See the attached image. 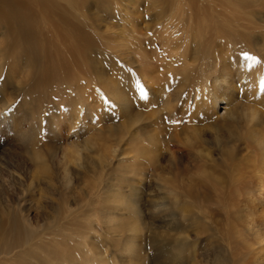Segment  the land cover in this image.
Here are the masks:
<instances>
[{
    "label": "rangeland",
    "instance_id": "1",
    "mask_svg": "<svg viewBox=\"0 0 264 264\" xmlns=\"http://www.w3.org/2000/svg\"><path fill=\"white\" fill-rule=\"evenodd\" d=\"M68 2L54 0V7L60 6L68 14L66 19L56 13L46 18L42 7L30 6L38 14L35 36L39 41L34 37L25 39L37 40L43 49V58L40 53L41 58L35 65H29L24 54L39 55L36 50L26 48L25 51L22 49L24 54L15 52L18 51L17 45L25 41L24 38L13 39L24 31L23 25L10 28L5 22H0V216L5 217L4 213L9 210L16 211L32 229L35 227L34 242L43 240L45 246L53 247H62L64 243V261L69 264H184L183 255L186 253L182 251L181 242L185 206L181 192L185 177L182 167L186 160L184 147H212L219 166L223 165L226 157L223 153L225 148L218 147H264L258 145L252 131L244 127L243 119L246 107L258 109L264 119V27L260 21H264V0H241L237 4L240 12L238 22L230 20L232 0H73V7ZM191 6L199 9L203 17L228 20L227 24H240L247 28L250 36L247 53L259 67L262 80L259 79V91L256 84H247L245 78L241 86L226 93L227 100L217 101L215 110L204 112L195 108L188 95L191 93L192 99L197 92L189 93L190 88H195L198 83L207 85L204 73L214 64L218 70L226 63V58L212 57L216 51L224 50L217 45H206L199 51L193 65H190L193 72L190 79L167 81L161 75L160 80L156 79L147 89L146 82L140 80V74L124 60L131 53H127L130 50L127 47H123L124 52H121L122 39L132 38L131 31L135 26L146 32L143 40L147 39L144 48L149 49L148 52H152V44L162 52L160 33L166 32L165 28L175 30L176 22L173 21L178 16H191ZM196 19L200 20V17ZM249 22L250 25L247 24ZM121 31L125 32L122 34ZM11 33H14L13 37ZM150 36L153 43L148 41ZM179 36L185 34L179 31ZM77 42H86L90 47L73 53L71 46ZM239 54L243 56L240 51ZM231 59L235 62L232 67L226 64L230 72L240 65L243 58L233 56ZM52 65L60 70L54 74V79L49 83L30 84L36 72ZM133 77L141 82L144 93L140 98H134L130 88ZM122 90L129 98L128 106H121L123 104L119 102ZM203 92L206 93L207 89ZM153 93L160 98L154 99ZM220 94V91L216 92L217 96ZM175 95L179 96L175 98L174 105L166 106L165 99L173 100ZM204 95L200 94L209 102L211 98ZM187 98L189 101L186 103ZM225 108L228 109L227 115L220 118L219 114ZM233 119L237 122L231 123ZM255 128L264 137V121ZM152 130L161 136L162 152L151 163L144 160L138 167L141 170L139 174L137 170L133 173L135 166L131 161L123 162L121 158L128 159L134 150L141 148L135 147L136 144H143ZM200 133L204 139L202 144L198 138ZM188 135L190 141L186 140ZM167 149L172 155L166 152ZM176 192L181 193L178 195ZM130 205L137 210L132 211ZM190 208L191 211L196 210L192 206ZM119 220L121 232L116 234L118 239L130 228L135 226L137 229V251L133 248V253L123 255V246L117 244L112 235L115 233V221ZM190 238L193 239V235ZM83 240L88 242L89 249L83 246ZM214 241L219 247L221 242L217 237ZM200 244L199 247H203L204 244ZM14 249L8 255L0 250V264L35 263L36 258ZM209 257L210 261L203 262L214 264V257Z\"/></svg>",
    "mask_w": 264,
    "mask_h": 264
},
{
    "label": "bare ground",
    "instance_id": "2",
    "mask_svg": "<svg viewBox=\"0 0 264 264\" xmlns=\"http://www.w3.org/2000/svg\"><path fill=\"white\" fill-rule=\"evenodd\" d=\"M68 1H69L68 3L72 5V7L75 5L73 0H68ZM234 1L235 0H232L233 13L230 15L231 17L230 20L234 19L235 21H237L238 19L237 16H239L240 14L239 7L237 4H239L241 0L238 1L237 3H234ZM32 4L42 7L43 11H46V13L44 14L46 18L50 15L54 16V13H56L57 16L63 19L68 18V14L67 13L65 14L66 11H64L62 7L60 6L54 7L55 6L54 0H0V22L2 23L5 22L6 24L9 25L10 28H12V26L15 25H23V27L25 28L24 31L21 32V34H19V36L15 35L16 38L14 37L13 38L14 40L21 38L24 39L33 38V37L37 38V36L35 35L38 32L36 27V16H38V14L36 13L37 11L35 12L31 9L30 6ZM191 7H190V12L192 11V13H190L192 14L191 16L188 17L178 16L177 20L173 21L176 22L175 24L176 27L174 28L175 30H169L170 28H165L164 30L166 32L160 33L161 40L163 39V41L161 42L162 44L161 46L163 47L162 52H159L155 48L154 44H152L151 46L152 52H148L149 49L146 50L144 48V46L147 45L145 42V40L147 39L144 38L143 40V37L146 32L141 31V28L138 29L135 28V26L131 31L133 35L130 34L132 38L130 37L131 39L130 38L127 39L128 37L126 38L124 37V39H122L121 41L122 48L123 47L130 48V50L128 49L129 51H127V49L126 51L127 53L128 52L131 53L130 55L125 53L124 55H129V57L128 56L127 58L125 57L124 60H126L127 63L132 64L133 71H135L136 73L138 72L140 74V80H142L144 83L146 82V86H148L147 89H149V85L152 82H154L156 79L160 80L161 75H163L164 79H167V81L174 78L175 79L180 78L181 80L183 78L185 80L190 79L191 76L193 75L192 68L190 67V65H193L195 57L198 56L199 51H201L202 48L205 49L206 45L208 47H213L217 45L219 46V48H222L224 50L222 52L219 50L216 51L215 55L212 57L226 58V63L223 64V66H221L220 68H218V70H215L217 65L214 64V62H212V65L213 64L214 65L210 68V70H208V72L204 70L207 72L204 73V79L207 85L203 86L202 83H198L195 88H190L189 93L194 90L195 92H197L195 93L196 95H193L192 99L190 96L191 93L190 94L188 93L189 94L188 97L190 98V101L192 100L194 102L195 108L197 109L201 108V110H203L204 112L208 111L209 109L215 110L216 108L215 105L217 101L219 99L227 100L226 93L229 94L231 93V91H234L238 86H241L242 82L244 81L243 79L245 78H247L246 80H248L247 84L249 83L256 84L257 91H259L258 88L259 79H260L258 73L259 67L256 66V62L253 59H245V54L249 56V54L247 53L248 50L247 44H249L248 42L250 36L248 33L249 31L246 30L247 28L245 29L244 25H240V24H237V26L227 24L229 23L228 20L222 21L219 20L218 18L210 17V16L203 17L202 13L198 12L199 9H197L195 6H193L192 8ZM196 17H200V20H197ZM260 21L263 23V27H264V21L261 19ZM251 22L247 24L250 25ZM8 30L10 29L8 28ZM179 31L181 32V34H185V36H179ZM124 32L121 31L122 34ZM12 35H14V33L13 34L11 33V36ZM29 35H33V36L29 37ZM26 39L25 41L23 40L24 42H22L21 45L19 44L17 45L18 48L15 47L18 49V51L15 52H17L16 54L23 53L22 49L23 51H25L26 48L29 50L32 49L36 50L39 55L29 56L28 54L23 53L24 57L28 61V64L35 65L37 61H39L41 58L40 53L42 54V58H43V49L37 44L39 41L38 38H37L38 41L37 40L30 41ZM148 41H151V43L154 42L153 38L149 39ZM13 43H17V42H13ZM192 44H194V46H192ZM88 47H90V45H88L86 42L80 44L77 42V44H73L71 46V50L74 53L77 51L85 50ZM122 48H121V52L123 53L124 48L123 49ZM154 49L156 50V52L154 51ZM237 50L242 52L243 56H241L239 54V51ZM238 54L240 56H238ZM231 56L232 57L235 56L236 58L241 57L245 59V60L242 59L241 62H239L240 65L236 67L235 70L232 72H230L231 70H229V67L226 66V64L230 65L231 67L233 65L234 61H231L232 60ZM249 57L253 58L252 56ZM133 64H135V66ZM175 65H178V68L175 67ZM58 68L59 67H54V65H52L50 67L48 66L44 68L40 72L39 71L36 72L33 75V78L30 80V84L36 85L46 82L49 83L50 80L54 79V74H57L58 71H60ZM167 74L169 75L172 74V76L168 77ZM131 79L132 82L130 83V88L133 92L134 98H140L142 96L141 82L140 83L138 82L137 77H133ZM263 79L264 78H262V80ZM235 81L241 84L236 85ZM206 86H207L206 88L207 92L204 93L203 91L206 90L205 89ZM196 88L198 89L196 90ZM124 90L120 91L119 93L120 96L119 102L120 101L122 102L123 105L121 106H128L129 98L127 96L126 91ZM217 91H220L221 93L220 96L216 95ZM156 93L155 94L153 93L154 96L153 98L154 99L157 98L156 100H158V97L160 98V95ZM175 93L177 94L176 91ZM200 94L201 95L205 94L204 96L210 97L211 100L208 102V99L201 97ZM178 96L179 95L177 96L175 95L173 100L168 98L169 95L168 97L165 96L167 97V99L164 98L166 101V106L174 105L175 103L174 100ZM189 98L185 100L186 103L189 101ZM223 104L224 106H226L225 101L223 102ZM170 108L168 109L169 112H171ZM185 108H188V105H186ZM224 110L225 111L222 112L221 115L219 114L220 118H224L227 115L228 109L226 110L225 108ZM229 115L232 114L229 113ZM243 119L245 120L244 127H247L250 129V131H252L251 134L252 136H254L255 141L258 142V145L261 144L262 146H264V137H262L263 134L259 132L260 130L258 128H255L258 125V123L264 121V119L261 116V112L256 108L246 107L243 113ZM157 121L159 122L160 119H157ZM232 122H237V121L233 119L231 120V123ZM213 126L221 127V125L218 124H213ZM193 132L195 133L196 131ZM194 133L193 135L196 136V134ZM198 138H199V143L202 144L204 142V139L201 137V133L199 134ZM186 140L190 141L189 135L186 136ZM162 142L163 141L161 140V136H159V132L152 130V132L148 133L146 138L143 140V144L140 142H139L140 145L136 144L135 147H141V148H139L138 150H134L132 155L128 156V159L122 157L121 160L123 162H126V160H130L132 163L131 165L135 166L132 172L134 173L137 170L136 172L137 174H139L141 170L138 167L143 163L144 160L151 163L162 152L161 151L162 147H164ZM218 148L219 149L225 148V150L223 149L224 150L223 153L226 158L222 166L216 164L215 158L212 153V147H184L186 152V160L182 167L185 177H183V184L181 189L182 190L181 192L185 199L184 200L185 206L183 205L184 209L182 208L183 224H181L182 225L181 231L184 236L183 237L184 241L181 240V242H183V248H184V250L182 251L183 252L185 251L184 254L186 253L185 255L181 254L184 256L183 257L184 264H189L190 262H192V264H201L203 261L208 262L210 261L209 256L214 257L212 259L215 262L214 264H264V147H218ZM166 152L172 155V152L168 151V149L166 150ZM68 190H70V188ZM68 193H70V191ZM116 193H120V192H116ZM190 206H192L196 210L191 211ZM130 208L132 209V211L137 210V208L134 205L132 206L130 205ZM9 211L5 213L3 212L5 214V217L2 216L3 217L2 218L0 216V250L4 254L8 255L7 253H9L12 249L17 248L23 251L24 253L28 254L29 257L36 258L34 261L35 263L33 264H69L68 261H67L68 263L64 261V256H65L64 248H66L63 245L64 243L61 244L62 247H59L58 245L53 247V245L45 246L44 241L40 239H39L40 241L34 242L33 240L36 235L35 227L34 229H32V227L29 226V224H27L26 221H24L16 211H12V212ZM79 220L80 219L78 217V221ZM75 222H77V220ZM118 222L115 221L114 224L115 226H117V227L114 226L115 233L113 231L111 232H113L112 235H114V239L117 240V244L123 246V255L127 253L129 254L133 250V248H134L133 251H137L136 249L138 247L137 229L134 228L135 226L130 228L128 233L126 232L118 239L116 234H118V232L120 231V220ZM78 225H80V223H78ZM176 233L178 235V232ZM190 235L191 236L193 235L194 238L191 239ZM216 237L221 242L219 247L215 245L214 238ZM86 242L83 240L81 243L83 244V246H86L85 248H88L89 245L87 244L88 242L87 243ZM112 242H114V240ZM200 243L204 244L203 247L201 248L199 247L201 245ZM178 256L181 257L180 255ZM29 257L25 259H28ZM20 260L22 259L20 258ZM205 262H203V264H206ZM110 263H112V261ZM114 264H117V262Z\"/></svg>",
    "mask_w": 264,
    "mask_h": 264
},
{
    "label": "snow or ice",
    "instance_id": "3",
    "mask_svg": "<svg viewBox=\"0 0 264 264\" xmlns=\"http://www.w3.org/2000/svg\"><path fill=\"white\" fill-rule=\"evenodd\" d=\"M245 59H252V58L249 57L247 54H245ZM141 95H143V92L141 93Z\"/></svg>",
    "mask_w": 264,
    "mask_h": 264
}]
</instances>
